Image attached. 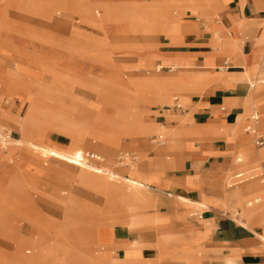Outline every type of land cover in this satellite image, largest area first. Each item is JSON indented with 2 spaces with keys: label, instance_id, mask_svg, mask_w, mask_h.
<instances>
[{
  "label": "crops",
  "instance_id": "1",
  "mask_svg": "<svg viewBox=\"0 0 264 264\" xmlns=\"http://www.w3.org/2000/svg\"><path fill=\"white\" fill-rule=\"evenodd\" d=\"M171 8L178 9L179 14L172 15ZM148 9L146 22L135 26L143 31L156 28V35L154 41L146 43L147 52L134 66L147 69L158 64L156 69L162 68L157 71H166L133 80L131 85L144 105L160 103L171 93L179 92L183 98L180 101L187 110L167 113L163 108L166 104L157 108L156 120L169 130V142L159 148L150 161L137 164L128 171V176H121L143 183L145 207L123 213L129 217L131 228L112 224L110 228L98 229L95 239L100 251L109 256V251L115 248L123 251V257L117 260H142L149 248L134 234L143 225L159 224L168 226L175 236L161 239L157 247L163 256H176L177 264H200L202 253L206 257L220 256L224 264H264V161L241 172L250 177L239 184L252 182L232 190L224 186L227 172L239 167L241 159L237 157L240 154L248 163L260 157L259 150L264 148L255 145L258 150L255 151L251 134L246 131V126L245 131L243 129L244 121H249L247 113L251 104L264 115V85H261L264 80L261 83L254 80L264 72V0H158V3L154 0ZM5 31L2 35L9 38ZM6 60L1 58V63L5 65ZM54 70L50 65V76L61 74ZM26 75L23 73L18 79L24 85L29 81V89L19 97L22 105L28 107L29 95L41 79ZM21 109H13L16 121L6 119L21 132L20 138H13L20 148H14L13 156L11 151H0L1 235H6V225H16L21 218L16 216V204L21 201L18 195H14L13 215L4 216L1 212L10 207L6 202L10 201L11 188L20 194L26 190L29 177L42 175L45 171L24 169V157L28 154L21 148L36 151L41 157L54 156L43 148L84 155L81 149H63L55 142L51 144L32 135L27 110L22 115ZM135 112L133 121L138 124L139 133L153 131L154 126L145 121L146 111L138 106ZM260 128L264 131V119ZM165 143L166 137L164 143L158 144ZM14 159L20 167H11ZM84 171H89L93 178L87 185L103 194L109 207L115 209L117 199L126 190L125 184L109 176L91 173L86 168ZM166 192L173 198H167ZM252 196V200H247ZM157 205L165 206L169 211L147 213ZM33 224L40 237H35L31 246L46 238L45 224L38 221ZM135 239L141 245L134 244ZM91 255L93 259L97 258L94 253ZM0 261L34 264L23 254L21 247L12 254H0Z\"/></svg>",
  "mask_w": 264,
  "mask_h": 264
},
{
  "label": "rangeland",
  "instance_id": "2",
  "mask_svg": "<svg viewBox=\"0 0 264 264\" xmlns=\"http://www.w3.org/2000/svg\"><path fill=\"white\" fill-rule=\"evenodd\" d=\"M153 1L0 0V29L3 28L0 30V122L13 130V138H20L21 132L6 119L16 121L13 109L22 107L20 113L23 115L27 110L32 135L49 143L55 142L63 149H81L84 160L80 162L100 169L108 168L120 176H128V171L136 168L137 164L150 161L159 148L166 146L169 130L157 122V108L172 103L174 96L183 100L182 95L173 92L160 103L144 105L131 85L133 80L166 71H157L158 64L147 69L134 66L147 52L146 43L155 39L156 28L143 31L135 26L146 22L145 13ZM169 12L175 16L179 14L176 8ZM4 31L9 38L2 35ZM3 57L7 59L5 65L1 63ZM50 65L61 74L50 76ZM23 73L41 79L29 95L28 107L22 105L19 97L29 89V81L24 85L18 79ZM254 80L261 83L264 72ZM130 85L131 90H128ZM253 105L247 117L255 108L259 109ZM138 106L146 111L145 121L154 126L153 131L139 133L138 124L133 121ZM246 124L247 120L243 124L244 131ZM260 131L264 134L261 128ZM157 134L166 137L164 145L153 141ZM250 140L253 149L258 151L252 136ZM3 146L0 144L1 148ZM6 146L0 151H11V156L14 148H20L14 141ZM21 149L28 154L24 157V169L45 171L42 175L29 177L24 192L19 194L11 188L12 192L8 194L10 201L6 202L10 207L1 212L4 216L13 215L17 206L16 216L21 218L18 224L5 226L6 235L0 234V254H12L21 247L23 254L34 264L178 263L176 256H163L157 247L161 239L175 236L168 226L159 224L143 225L134 234L149 248L142 260L116 261L123 257V251L115 248L109 251V256H104L95 239L97 230L110 228L112 224L131 228L129 217L123 213L142 209L145 205L131 207L117 201L115 209L110 208L106 197L87 185L93 178L89 171L85 173L82 166ZM263 149L259 150L260 157L255 161L247 163L241 154L237 157L241 162L238 168L227 172L224 179L226 189L232 190L252 182L249 180L232 188L227 185L232 175L260 165L264 161ZM92 154L101 159L92 157ZM126 154L130 157L121 159ZM10 165L20 167L15 159ZM249 177V174H244L243 178ZM257 183L262 186L259 181ZM14 195L21 198L16 206ZM165 196L173 198L167 192ZM156 211L169 209L157 205L147 213ZM233 212L237 214L236 209ZM35 221L45 224L43 232L46 238L31 246L30 242L40 237L35 233ZM133 242L141 245L137 239ZM92 253L96 259L92 258ZM199 259L200 264H224L220 256L206 257L202 253ZM0 264L4 263L0 261Z\"/></svg>",
  "mask_w": 264,
  "mask_h": 264
},
{
  "label": "built area",
  "instance_id": "3",
  "mask_svg": "<svg viewBox=\"0 0 264 264\" xmlns=\"http://www.w3.org/2000/svg\"><path fill=\"white\" fill-rule=\"evenodd\" d=\"M164 110L168 112H185L187 110L186 106L181 103L179 100L178 96H175L173 98L172 103L166 104L164 106ZM262 119V114L258 109H254L251 115L249 116V121L246 125V131L251 134V136L254 139V143L257 147H264V134L260 131L259 124ZM13 137V130L10 129L8 126H5L3 124H0V144L2 143H7L11 138ZM154 142L156 143H164L165 142V136L163 135H156L155 138L153 139ZM88 156L90 154H87ZM92 157H96L98 159H101L100 156H96L95 154L91 155ZM130 156L129 155H123L121 156V159H128ZM82 161L84 160V155L79 158ZM244 173H237L234 174L230 179H229V186H235L241 182H243L245 179ZM264 182V178L262 180Z\"/></svg>",
  "mask_w": 264,
  "mask_h": 264
},
{
  "label": "bare ground",
  "instance_id": "4",
  "mask_svg": "<svg viewBox=\"0 0 264 264\" xmlns=\"http://www.w3.org/2000/svg\"><path fill=\"white\" fill-rule=\"evenodd\" d=\"M0 30H3V28H1ZM161 68L162 67L159 66L157 68V70H161ZM8 110H10V109H8ZM12 141H14L13 137L7 143H5V142L2 143V144H4V146L2 148L6 149L7 148L6 144L11 143ZM43 150L48 152L49 154L54 155V156L61 157L64 160H67V161H69L71 163H75L77 165H80V166L86 168L87 170H90L91 172H93L96 175L109 176L113 180L116 179V180L121 181L123 184H125L126 190L117 199L118 201H121V202H123V203H125L127 205H130L131 207L132 206L134 207V206L145 205L146 204V197L143 194L144 185L139 180H137L135 178L129 179V178H126V177H121L115 171H112V170H110L108 168L100 169V168L92 167L90 165H86L85 163L80 162L81 159H79V158H81L82 156L80 154H77V153L69 155V154H65V153L59 152V151H57L55 149H44L43 148ZM73 151H75V150H73ZM116 261H118V260H116Z\"/></svg>",
  "mask_w": 264,
  "mask_h": 264
}]
</instances>
